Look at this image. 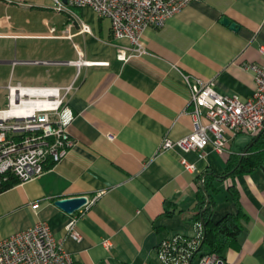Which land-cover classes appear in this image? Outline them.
Here are the masks:
<instances>
[{
  "label": "crops",
  "instance_id": "1",
  "mask_svg": "<svg viewBox=\"0 0 264 264\" xmlns=\"http://www.w3.org/2000/svg\"><path fill=\"white\" fill-rule=\"evenodd\" d=\"M54 6L53 0H0V38L6 42L0 86L72 85L68 133L75 142L43 174L0 192V240L45 222L82 264H159L162 240L195 235L199 177L211 173L217 176L209 190L211 220L243 214L236 243L223 251L224 264H264V164L244 174L228 169L260 134L229 135L222 153L211 145L202 152L159 150L165 138L178 140L193 129L184 75L212 81L220 94H253V75L244 66L264 65V0H196L163 27L147 28L144 52L126 62L116 58L108 19L88 7L57 12ZM79 53L108 64L78 68L71 62ZM182 159L195 171L185 170ZM74 197L96 200L73 214L55 205ZM73 219L78 241L67 234Z\"/></svg>",
  "mask_w": 264,
  "mask_h": 264
},
{
  "label": "built area",
  "instance_id": "2",
  "mask_svg": "<svg viewBox=\"0 0 264 264\" xmlns=\"http://www.w3.org/2000/svg\"><path fill=\"white\" fill-rule=\"evenodd\" d=\"M54 10L69 12V7H88L100 18L110 21L111 33L117 49L116 58L126 62L144 52L142 35L147 28L158 29L168 19L196 0H53ZM81 30L87 26L81 21ZM69 27L66 29L68 32ZM54 32V29H51ZM126 40V43L118 42ZM76 67L107 65L106 62L79 58L71 62ZM254 79L253 94L245 99L237 95L218 93L212 81L203 82L184 75L190 91L189 114L192 131L185 137L165 138L160 151L179 148L184 152H202L211 145L222 153L229 135L257 136L264 131V65L246 64ZM73 90L69 85L60 87L22 86L7 83L0 86L4 107L0 108V192L12 181L23 183L43 174L50 165L62 161L75 142L68 133L74 119L68 107V96ZM185 170L194 172L195 166L185 159ZM87 201L83 211L95 202ZM37 203L32 205L37 208ZM76 219L67 226L73 240L80 239L75 229ZM203 240L200 223L195 224V235H175L162 240L156 248L159 264H224L214 254L197 256ZM0 264H82L63 250L45 222L0 240Z\"/></svg>",
  "mask_w": 264,
  "mask_h": 264
},
{
  "label": "trees",
  "instance_id": "3",
  "mask_svg": "<svg viewBox=\"0 0 264 264\" xmlns=\"http://www.w3.org/2000/svg\"><path fill=\"white\" fill-rule=\"evenodd\" d=\"M264 164V131L261 132L256 142L246 153L235 160H231L228 169L232 170V175L249 173L253 169ZM202 181L205 192L200 188L198 192L199 202L192 218L194 224L200 223L203 230V243L197 256L205 254H214L224 260L223 251L236 243L239 234L242 231L240 219L243 214H228L221 220L213 222L211 220V209L213 203L210 200L209 190L212 187L211 182L217 179V176L207 173L199 177ZM16 181L5 185L2 191L14 186ZM1 191V192H2ZM229 193L232 199L238 203L237 191L234 187H229ZM206 194L209 196V204L206 206Z\"/></svg>",
  "mask_w": 264,
  "mask_h": 264
},
{
  "label": "water",
  "instance_id": "4",
  "mask_svg": "<svg viewBox=\"0 0 264 264\" xmlns=\"http://www.w3.org/2000/svg\"><path fill=\"white\" fill-rule=\"evenodd\" d=\"M66 3V0H63ZM223 24L228 26L231 30H236V23H231L229 20L224 19ZM201 189L205 192L203 185H201ZM209 196L206 194V206L209 204ZM87 203L86 197H74V198H62L55 202V205L60 209L65 211L68 214H73L74 212L80 210ZM203 240L201 242V245Z\"/></svg>",
  "mask_w": 264,
  "mask_h": 264
},
{
  "label": "rangeland",
  "instance_id": "5",
  "mask_svg": "<svg viewBox=\"0 0 264 264\" xmlns=\"http://www.w3.org/2000/svg\"><path fill=\"white\" fill-rule=\"evenodd\" d=\"M3 43H6L5 41L1 40L0 38V59L1 56L3 55V51L5 50ZM5 71L0 70V84L4 83L6 81L5 78ZM16 78V77H15ZM38 82H34V84H37ZM3 94L0 93V108L4 107V101L2 99Z\"/></svg>",
  "mask_w": 264,
  "mask_h": 264
}]
</instances>
